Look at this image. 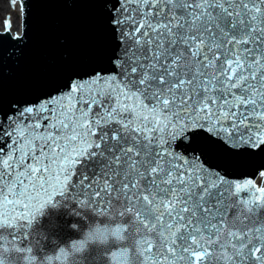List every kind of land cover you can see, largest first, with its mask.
<instances>
[{
    "label": "snow or ice",
    "instance_id": "6c2138e0",
    "mask_svg": "<svg viewBox=\"0 0 264 264\" xmlns=\"http://www.w3.org/2000/svg\"><path fill=\"white\" fill-rule=\"evenodd\" d=\"M47 2L102 5L115 47L105 66L61 74L5 110V59L18 60L29 39L25 0L20 31L5 21L0 264L44 260L33 225L60 198L126 226L110 241V264H264V187L228 175L264 153V0ZM197 134L222 163L176 149Z\"/></svg>",
    "mask_w": 264,
    "mask_h": 264
},
{
    "label": "water",
    "instance_id": "95a60500",
    "mask_svg": "<svg viewBox=\"0 0 264 264\" xmlns=\"http://www.w3.org/2000/svg\"><path fill=\"white\" fill-rule=\"evenodd\" d=\"M9 1L0 0V31H3L5 21L10 20L11 32L15 34L20 31V4L16 0L15 8L12 9ZM25 2L29 39L23 55L18 60L7 57L5 59L4 66L12 73L11 76H5V110L10 101L23 98L29 90L39 91L55 87L60 82L61 74L91 71L93 68L105 66L108 55L115 47L112 37L104 27L102 5L69 6L47 0H37V2L25 0ZM61 37L66 39L65 45L58 43ZM7 48L6 43L5 52ZM64 52L70 54L71 63L62 59ZM175 147L184 152L189 148H202L211 163H222L221 154L207 145L205 137L201 134L193 138L191 145L186 146L179 142ZM262 170H264V153L255 156L251 165L229 167L228 175L237 182L250 179L255 187H259L256 180L262 178L258 184L264 181ZM59 203L57 209L47 208L33 225L31 246L37 256L54 254L58 247L66 245L70 239L79 238V232L74 231L70 227L71 224L79 225L80 231H83L88 223L96 220L103 223V217L81 209L80 205L73 201H64L60 198ZM73 210L78 215L73 213ZM114 247L116 245L111 242L100 248L91 246L83 257L72 254V262L73 264H110L106 253ZM15 255L19 256V254ZM5 258L7 259L6 252ZM8 264H15V260L8 261ZM21 264H24L23 260Z\"/></svg>",
    "mask_w": 264,
    "mask_h": 264
},
{
    "label": "clouds",
    "instance_id": "9594fccd",
    "mask_svg": "<svg viewBox=\"0 0 264 264\" xmlns=\"http://www.w3.org/2000/svg\"><path fill=\"white\" fill-rule=\"evenodd\" d=\"M59 205H60L59 202L54 204H47L41 210L39 217L44 214L47 208L51 207L53 209H57ZM73 213H75V210H73ZM70 227L74 231L79 232V238L70 239L66 245H61L60 247H58L54 253L55 255H59L61 251H64V252H68L69 255L75 253L83 257V255L89 251V248L91 246L100 248L108 245L110 241L117 240V229L125 228L126 226L121 225L119 223H112V224L107 222L101 223L99 220H96L95 222L88 223L87 227L84 228L83 231H80L79 225L77 224H71ZM120 234L122 235V233ZM54 254L50 253L44 255L43 261H40L39 257H35L34 259L39 261V264H46L47 258L49 256H53ZM106 255L110 260L111 254L106 253Z\"/></svg>",
    "mask_w": 264,
    "mask_h": 264
}]
</instances>
